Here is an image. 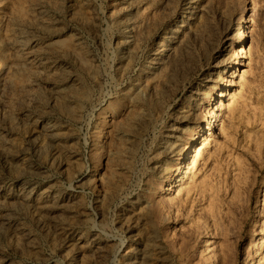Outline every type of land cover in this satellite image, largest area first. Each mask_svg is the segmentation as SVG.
<instances>
[{"label":"rangeland","instance_id":"1","mask_svg":"<svg viewBox=\"0 0 264 264\" xmlns=\"http://www.w3.org/2000/svg\"><path fill=\"white\" fill-rule=\"evenodd\" d=\"M0 264H264V0H0Z\"/></svg>","mask_w":264,"mask_h":264},{"label":"bare ground","instance_id":"2","mask_svg":"<svg viewBox=\"0 0 264 264\" xmlns=\"http://www.w3.org/2000/svg\"><path fill=\"white\" fill-rule=\"evenodd\" d=\"M223 94V93H222ZM221 96V95H220ZM187 118L186 116H183V124H186ZM180 132V130L178 129V127L176 129H174L168 136V138L166 140H164L161 143V151L159 152V155L161 156L158 162V173L159 174H163L165 172L168 171V159L169 156L171 154L174 153L175 150L179 151V155L182 154L181 149L179 148V137L177 135V133ZM186 148V147H185ZM194 157H199L200 154V148L199 147H195V153H194ZM156 254H160L159 251L156 252Z\"/></svg>","mask_w":264,"mask_h":264}]
</instances>
